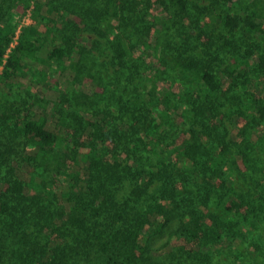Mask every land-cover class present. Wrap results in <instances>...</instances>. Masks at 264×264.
Segmentation results:
<instances>
[{"label":"trees","instance_id":"1","mask_svg":"<svg viewBox=\"0 0 264 264\" xmlns=\"http://www.w3.org/2000/svg\"><path fill=\"white\" fill-rule=\"evenodd\" d=\"M212 1L215 5L232 2ZM53 3L34 2L35 24L22 26L12 47L15 30L0 21V87L20 77L30 59L45 66L42 83L51 71L56 77L71 73L69 84L87 72L95 79L93 73L100 66L107 74L98 79L109 81L100 84L102 91L86 95L89 101H79L68 118L55 109L56 103L49 104L35 92L34 102L21 118L20 132L3 133L0 143L5 152L0 156L5 161L14 157L41 171L26 181L9 174L0 189V264H264L263 247L254 246L251 252L244 245L256 231L264 236V170L256 200L244 192L251 188L252 173L232 158L225 120L232 118V128L239 132V160H260L264 97L247 107L237 105L241 92L233 88L230 94L223 93L213 68L223 67L232 82L238 78L236 65L249 68L251 51L238 50L242 46L238 40H243L237 38L239 16L219 6L199 12L206 17L197 35L185 25L190 14L187 0ZM29 6L27 1L23 9ZM249 6L255 12L245 16V29L264 36V0H250ZM5 7L0 3V12ZM155 7L159 14L145 21L142 16L151 15ZM44 9L59 20L45 22L39 16ZM201 32L207 35L204 53L197 44ZM84 34L93 35V48L79 40ZM137 46L141 50L135 54ZM247 68H240L243 72L237 75L255 78ZM170 71L194 83L192 89L165 91L161 83ZM73 106L68 102V107ZM37 108L49 110L60 123L49 126L44 115H36ZM67 127L73 131L71 138L63 135ZM175 137L179 144L169 154L170 161L164 162L160 156L167 155L169 140ZM141 152L155 155V166L148 165L151 157L144 161ZM122 153L136 163L121 162ZM67 159L83 164L87 178L72 173ZM260 162L264 165V160ZM169 165L175 170V185L165 192L159 209L153 210L154 200L151 205L139 200L150 183L140 180L153 181ZM57 174L68 178L61 196L66 206L57 198ZM128 177L140 187L133 205L117 198L118 183ZM203 217L210 224L203 223ZM171 221L176 224L168 228L161 246H149L151 234ZM183 240L196 241L198 248L182 247ZM13 254L17 261L11 260Z\"/></svg>","mask_w":264,"mask_h":264},{"label":"rangeland","instance_id":"2","mask_svg":"<svg viewBox=\"0 0 264 264\" xmlns=\"http://www.w3.org/2000/svg\"><path fill=\"white\" fill-rule=\"evenodd\" d=\"M27 1H29L30 6L24 10L23 5ZM35 1L37 0H0V3H3L6 6L5 11L0 12V21L3 24L14 28L15 30V36L11 43V47L15 45L17 36L22 26L35 24V19L32 15V9L34 7ZM43 1L54 6L53 2L56 0ZM187 3L189 6L190 14L189 17L185 18V25L191 27L192 30L190 31V34L194 33L198 35V32H200V30L202 29V18L206 16L199 12L207 13L211 11L212 8L219 6V9L222 11H226L230 14H236L239 16L242 24L237 30V38H242L244 44L239 39L238 42H240L242 46H240L238 50L243 54L246 50L251 51V56L248 57L249 68L245 67V65L247 64H240L239 66H237L236 63H234L236 65V71L234 75L238 78L234 79L233 82L230 78H228V75L227 73H225V69L223 67L214 65L213 68L222 85L223 93L230 94L231 89L233 90V88H238L241 92L242 96L238 99L236 103L237 105L241 103L242 106L247 107L249 104L257 102L259 98L262 99L264 97V78L262 75L264 73H261L264 72V36H259L256 33H250L245 29V16L253 14L255 12L252 10L251 6H249L250 0H232V2L227 4L221 2L216 5L212 0H187ZM158 14L159 8L155 7L152 8L151 15L145 14L142 16V18L145 19V21L147 20L148 22H151L153 21V16ZM39 16L43 17L45 22H55L59 20L56 15L46 13L45 9L39 12ZM190 20L192 23L190 22ZM148 22L146 23L150 24ZM196 25L200 27L196 28ZM154 32L155 28L151 31V34L153 35ZM200 36L201 37L197 40V44L200 46L199 50L204 53L205 49H203L202 44L206 41L205 39L207 38V35L205 33L202 35L201 32ZM186 37L187 36H185L184 38ZM79 40H82L84 42V46L88 49H91L96 45L95 41L93 40L92 34H84L79 38ZM246 44H249V47L251 48L244 47ZM140 50L141 46H137L134 51L135 54H137ZM96 52L97 51H95V54ZM205 57L206 56H204V58ZM228 57H230V55L225 56L226 59ZM261 58H263V61L261 60ZM100 60H104L103 57H101ZM204 60L208 62V60ZM242 67L247 68L251 73H253V75H255V78H249L246 75H237V72H243V70L240 69ZM1 69L2 67H0V71ZM95 70L96 73H93L95 72ZM95 70H91V72L95 76V79L90 78L89 76L91 75V73L87 72V74H85V76L81 80L76 81L74 84H69L72 79L71 73H62L58 75V77H56L51 71L50 73L46 74L47 81L42 83V73L45 72V66H43L42 63H39L36 60H28L24 73L20 77L13 79L9 84L7 83L0 87V139L5 132H7L8 134L20 132L19 130L21 129V118L23 114L27 112L29 104L34 102L33 100L36 98L35 92H40V96H44L48 100L49 104L56 103L55 109L61 110L63 113V117L68 118V115L71 114L74 108H76L79 101H89V98H87L86 95H90L93 91H102V87L100 86L101 83H103V85H108V79H98V76L106 75L107 71L103 69L102 66L96 67ZM166 79L167 80H164V83H161V86H163V89L165 91L170 89V91L179 92V90H181L182 88H191L192 84H194L187 83L183 80V78L178 77L174 72L171 71L170 74H168V78ZM66 100L70 103L72 102V105L74 106L72 108L68 107V102ZM99 104L101 105V103ZM35 111L36 115H44L45 118H47L49 126H54L56 125V123H60L57 117L52 115L49 110L37 108ZM174 120L179 124H181L182 122L180 119L175 118ZM225 120L226 129L228 132L227 139L232 142L233 145L231 153L232 158L234 160L238 159L237 164L239 167H241L242 170H244L243 166L246 165L248 168H250V171L252 173L251 188L244 192L247 195L250 192L251 198L259 200V197L261 195V188L258 186V184L259 178L261 176V171L264 170V165L260 161L264 160V156L258 161L248 159L246 162H244V158L242 157L243 161L241 162L239 160V158L241 157V155H239V148H241L240 142L242 141L239 140V132L236 129L233 130L231 125V123L233 122L232 118H226ZM183 128L184 127L178 129L179 135L181 129ZM262 132L264 131H261L259 133ZM72 133V129H69L67 127V129L64 130L63 135L66 136V134H70L69 137L71 138ZM233 138L237 140L234 142ZM71 141H73V138ZM178 141L180 140H178L176 137L169 140L168 145L171 148L168 150L167 155L160 156L164 160V162L170 161L172 157L169 154L173 152V148H177V144H179ZM29 149L30 152H33L31 146H29ZM80 150L87 151L86 148ZM3 152H5V150L0 143V154ZM141 154V157H144V161L147 160V157L149 155L151 159L147 160L146 163L148 165L153 164L155 166L157 161L155 155L148 154L147 152H141ZM261 154L263 155L264 151ZM6 158L8 159H6L5 161V158L0 156V189L3 187L4 180L9 177V174H13V176H15L16 178L26 181L30 179V176H35L41 171L39 168H35L33 165L26 164V162L18 160L14 157L9 156ZM120 158L121 162L125 159L123 153ZM66 162L69 169L73 171L72 173L77 174L78 172L79 176L83 180L87 178L86 172L82 169V167L84 166L83 164L81 166L76 165L70 159H67ZM124 162H127L129 165H134L136 163V160L134 158H130L128 160L125 159ZM167 167H169L170 169L163 170V174H156L155 178H153V181H150V179L147 181L140 180V182L142 183L148 181L150 183L148 185V192H146L144 196H140L139 200L146 201L145 203H147L148 205L153 204L151 201L154 200L155 206L153 207V210L159 209L160 204L163 203V195L165 194V192H167L170 186L175 185V170L173 171L170 165ZM129 176H131V174H129ZM50 177L53 178V176ZM56 177L57 181L55 180V184L57 186V198L59 199V202L62 206H66L67 201L61 198V196L64 188H66L67 186L65 182H67L68 178L62 175L60 176L58 174L56 175ZM130 178L128 177L121 184L118 183L117 188L120 195H118L117 198L119 202H125L128 199V203L130 205H133L138 202L135 195L136 192H139L140 187H137L135 184L136 181L132 182ZM240 194L243 196V193ZM155 217L156 215L152 214L151 220H153ZM202 221L205 224H210V220L208 219V217H203ZM175 224L176 223L174 221H171L162 231L152 233L148 241L149 246L153 248L161 246L168 235V228L171 229ZM145 226H147V224ZM188 242L190 241L183 240L181 246L186 249L192 247L198 248L196 241L190 244ZM244 245L246 246V249H250L251 252H254V246L259 247V249L262 247L264 248V236H262L259 231H256L251 236L248 235V238L244 240ZM232 258L234 259V257ZM252 258H250L251 262H253ZM4 260L5 262L8 260L6 255L4 256ZM11 260L17 261L15 254L12 255Z\"/></svg>","mask_w":264,"mask_h":264}]
</instances>
